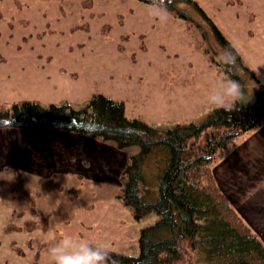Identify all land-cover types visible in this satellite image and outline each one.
I'll return each instance as SVG.
<instances>
[{
  "label": "rangeland",
  "instance_id": "obj_1",
  "mask_svg": "<svg viewBox=\"0 0 264 264\" xmlns=\"http://www.w3.org/2000/svg\"><path fill=\"white\" fill-rule=\"evenodd\" d=\"M173 1L162 22L143 0H0V105L81 108L102 94L124 102L128 118L165 128L201 123L219 108L207 93L221 77L239 80L255 100L264 84V0H192L202 13ZM213 26L240 55L236 72L216 59L224 46ZM143 171L157 191L155 169ZM119 193L101 178L0 172V264H52L48 245L66 232L137 255L140 231L156 216L135 219Z\"/></svg>",
  "mask_w": 264,
  "mask_h": 264
},
{
  "label": "trees",
  "instance_id": "obj_2",
  "mask_svg": "<svg viewBox=\"0 0 264 264\" xmlns=\"http://www.w3.org/2000/svg\"><path fill=\"white\" fill-rule=\"evenodd\" d=\"M189 3L201 11L192 0ZM168 4L175 10L173 0ZM213 27L221 44L232 46ZM237 61L241 62L238 53ZM263 123L264 84L255 100L245 95L243 102L216 108L201 123L165 128L128 118L124 102L102 94H94L81 108L32 100L9 108L0 105V129L82 135L127 155L118 178V197L135 219L155 215L156 220L141 229L137 255L110 251L108 264H264V241L221 190L214 174L215 165L238 140ZM134 146L139 151L131 155ZM144 166L155 169L157 191L145 177Z\"/></svg>",
  "mask_w": 264,
  "mask_h": 264
},
{
  "label": "crops",
  "instance_id": "obj_3",
  "mask_svg": "<svg viewBox=\"0 0 264 264\" xmlns=\"http://www.w3.org/2000/svg\"><path fill=\"white\" fill-rule=\"evenodd\" d=\"M128 157L109 144L60 131L0 129V172L101 178L119 185ZM221 190L264 241V123L214 167ZM231 194L233 197H231Z\"/></svg>",
  "mask_w": 264,
  "mask_h": 264
},
{
  "label": "clouds",
  "instance_id": "obj_4",
  "mask_svg": "<svg viewBox=\"0 0 264 264\" xmlns=\"http://www.w3.org/2000/svg\"><path fill=\"white\" fill-rule=\"evenodd\" d=\"M147 14L166 21L169 15L168 0H149ZM216 59L224 65L226 72L237 71L235 46H225L216 53ZM245 91L241 82L231 76L221 77L209 88L207 101L210 104L229 108L243 102ZM52 264H108L110 250L103 242H91L86 238H76L66 232L48 245Z\"/></svg>",
  "mask_w": 264,
  "mask_h": 264
}]
</instances>
